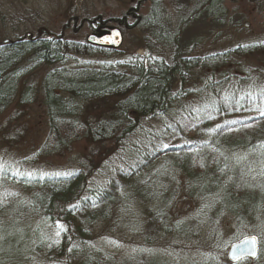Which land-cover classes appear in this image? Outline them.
Instances as JSON below:
<instances>
[{
	"label": "trees",
	"instance_id": "1",
	"mask_svg": "<svg viewBox=\"0 0 264 264\" xmlns=\"http://www.w3.org/2000/svg\"><path fill=\"white\" fill-rule=\"evenodd\" d=\"M174 10V17L165 16L154 0L142 17L129 10L134 21L127 25L125 14L116 24L121 31L138 29L147 43L153 38L163 60L146 65L139 58L127 70L60 67L44 77L47 147L56 150L84 138L97 151L107 145L112 151L96 166L86 158L87 164L60 173L14 177L8 167L0 168V186L23 191L0 199V264H32L41 252L73 256L76 264H176L154 245L156 239H187L201 223L215 227L222 216L255 232L264 227V68L232 69L242 64L232 60L234 54L243 60L252 51L263 55L264 65V42L194 55L198 43L224 27L223 0H178ZM42 35L0 45V111L31 69L63 64L68 50H78L61 36ZM195 70L196 84L185 86ZM21 99L30 100L29 90ZM96 99L113 101L111 114L99 122L81 121L77 101ZM93 173L103 182L89 180ZM177 174H183L190 197L204 200L195 222L172 220ZM134 205L145 217L146 246L116 260L90 243L86 227L114 211L127 216ZM61 214L81 222L71 240L64 234L54 240L46 231Z\"/></svg>",
	"mask_w": 264,
	"mask_h": 264
},
{
	"label": "rangeland",
	"instance_id": "2",
	"mask_svg": "<svg viewBox=\"0 0 264 264\" xmlns=\"http://www.w3.org/2000/svg\"><path fill=\"white\" fill-rule=\"evenodd\" d=\"M152 1L154 0H0V42L6 39L22 38L26 33L36 37L41 32L45 34L42 36H61L62 42L75 43L78 48L74 52L67 51L63 64L38 65L17 83L13 98L0 111V168L8 167L14 177L17 174L30 176L33 171H40L41 174L60 173L77 168L82 162L87 164L88 160V163L94 166L103 161L104 157L101 156L112 151L110 147L107 145L97 151L84 138L75 139L56 150L47 147L50 135L47 109L44 104L45 91H47L44 77L52 69L60 67L97 68L110 65L118 70H127L125 66L133 64L139 58L146 65L149 61L163 60L162 55L157 52L159 44L153 38L150 43H147L142 33L134 28L122 31V43L115 51L94 47H89L91 50H87L86 37L91 33L88 23L90 20L100 17L108 24L116 25L117 20L129 10L133 12L136 9L134 14L142 17L147 13ZM155 1L163 9L165 16L174 17L178 0ZM223 7L226 17L224 27L215 29L208 39L198 43L192 54L204 56L229 52L257 42H264V17L260 2L223 0ZM75 18L77 21L74 20ZM80 20L85 22L80 23ZM133 21L132 15H128L125 23L128 25ZM152 31L164 33L157 27H153ZM147 44H151V49L147 48ZM245 56L246 59L241 60L234 54L232 60L239 65L242 61V64L234 65L232 69L240 71L244 68L250 70L264 68L263 55L259 51H252ZM196 73L195 70L191 75L192 80L185 86L196 84ZM27 90L30 92V100L22 101V94ZM54 91L61 98L68 100L64 92L56 91V89ZM77 102L78 116L81 121L86 118L92 122L103 121L111 114L113 106V101L110 99ZM158 167L163 171L162 162L158 164ZM176 178L172 185L176 194L171 202L172 220L175 223L182 219L195 222L193 219L196 218L199 208L204 206V200L187 194L183 186L186 182L183 174H177ZM89 180L103 182L104 178L93 173ZM9 193H17L21 196L23 191L16 185L0 186L1 200L11 198ZM141 208L134 205L133 212L127 216L114 211L110 219L98 221L86 227L90 231V243L102 251L109 252L116 260L122 259L142 244L146 246L143 240L145 217ZM80 225L79 220L66 219L61 214L53 223H50V226H47L46 231H50L54 240L63 234L66 239L71 240L77 226ZM198 226L193 236L187 239L172 236L168 241L156 239L154 245L164 251L165 255L176 264H207L208 262L211 264H264V227L258 226V231L255 232L251 227L233 224L227 216H222L215 227H211L212 229L205 223H201L199 228ZM250 234H256L258 239L257 256L254 259L243 258L236 262L229 261L227 249L230 243ZM32 264H76V261L73 256L60 257L56 253L51 255L41 252L33 257Z\"/></svg>",
	"mask_w": 264,
	"mask_h": 264
},
{
	"label": "water",
	"instance_id": "3",
	"mask_svg": "<svg viewBox=\"0 0 264 264\" xmlns=\"http://www.w3.org/2000/svg\"><path fill=\"white\" fill-rule=\"evenodd\" d=\"M264 15V9H263ZM76 20V18H75ZM99 34H88L86 37V42L98 47H106L111 50H117L122 43L121 31L110 25L102 26L98 29ZM30 33H26L24 38L30 37ZM8 40H3L0 44L6 43ZM255 238V244L251 242V238ZM258 243L257 238L254 235H246L239 240L231 243L227 249V258L231 262H236L240 259H254L257 255Z\"/></svg>",
	"mask_w": 264,
	"mask_h": 264
},
{
	"label": "flooded vegetation",
	"instance_id": "4",
	"mask_svg": "<svg viewBox=\"0 0 264 264\" xmlns=\"http://www.w3.org/2000/svg\"><path fill=\"white\" fill-rule=\"evenodd\" d=\"M251 1H256V2H258L259 0H251ZM261 4H262V9H261V13L263 12V9H264V0H261ZM126 15H130V13H127ZM262 15H263V13H262ZM263 17H264V15H263ZM132 18H133V16H132ZM89 26H90V29H91V33L90 34H92V33H94V34H99V31H98V29L100 28V27H102V26H105V24L104 23H102V22H97V21H95L94 19L93 20H90L89 22ZM94 46V45H93Z\"/></svg>",
	"mask_w": 264,
	"mask_h": 264
},
{
	"label": "snow or ice",
	"instance_id": "5",
	"mask_svg": "<svg viewBox=\"0 0 264 264\" xmlns=\"http://www.w3.org/2000/svg\"><path fill=\"white\" fill-rule=\"evenodd\" d=\"M251 242H252L253 245L255 244V238L254 237L251 238Z\"/></svg>",
	"mask_w": 264,
	"mask_h": 264
}]
</instances>
